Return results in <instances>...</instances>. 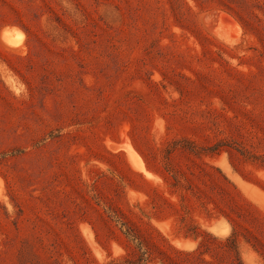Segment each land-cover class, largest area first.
<instances>
[{"label": "rangeland", "instance_id": "1", "mask_svg": "<svg viewBox=\"0 0 264 264\" xmlns=\"http://www.w3.org/2000/svg\"><path fill=\"white\" fill-rule=\"evenodd\" d=\"M0 264H264V0H0Z\"/></svg>", "mask_w": 264, "mask_h": 264}, {"label": "bare ground", "instance_id": "2", "mask_svg": "<svg viewBox=\"0 0 264 264\" xmlns=\"http://www.w3.org/2000/svg\"><path fill=\"white\" fill-rule=\"evenodd\" d=\"M9 40V39H8ZM11 44V43H10ZM9 45V44H8ZM12 45V44H11Z\"/></svg>", "mask_w": 264, "mask_h": 264}]
</instances>
